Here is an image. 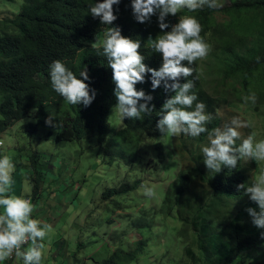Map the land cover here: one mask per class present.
<instances>
[{
	"label": "trees",
	"instance_id": "obj_1",
	"mask_svg": "<svg viewBox=\"0 0 264 264\" xmlns=\"http://www.w3.org/2000/svg\"><path fill=\"white\" fill-rule=\"evenodd\" d=\"M89 3L90 0H24L19 13L6 22L5 30H0V136L36 109L37 123L24 126L27 131L33 133L37 126L52 129L57 133L58 145L80 143L94 136L111 165L116 161L137 163L142 138L159 132L156 129L159 111L172 93L163 87L153 91L146 77L144 83L137 84V89L153 96L150 106L155 105V110L143 120L125 118L124 128L118 131L112 128L110 113L117 103L115 84L102 48L98 54L91 46L101 38L104 25L89 13ZM113 7L118 18L111 26H119L124 36L140 39L139 51L146 56L145 64L158 69L162 64L161 54L143 46L149 35L155 38L161 32L156 17L150 22H137L130 0H121L119 6ZM217 13L230 20L224 24L217 22L214 18ZM181 15L195 16L199 20L201 35L210 45L208 56L215 57L216 70L222 78L232 80L245 95L249 90L254 91L257 101L264 105V0L235 1L221 11L185 9ZM257 56L262 58L260 63L256 62ZM56 59L64 61L76 74L87 66L89 80L86 83L96 93L91 105L68 104L52 90L48 66ZM193 67L200 76L194 90L214 116L208 127H218L223 123L219 115L220 102L206 88L201 60ZM52 114L54 126L45 122ZM180 142L185 153L184 169L170 186L163 211L171 215L177 210L186 228L184 233L196 238L198 253L189 248L186 257L194 264H233L246 251L263 247L261 232L264 229L254 226L246 211L249 207L257 210L258 207L237 189V185L253 181L246 173L245 164L232 170L225 167L215 174L207 169L200 152V146L207 143L206 134L198 138L181 134ZM158 149L162 150V145ZM41 182L39 178L34 182L33 203L39 198ZM141 187L140 182L127 183L120 189L107 191L103 199L109 202L128 197ZM224 202L236 206L237 211L226 208ZM217 204L222 207L223 222L209 223L207 215L212 214L209 209L215 210ZM147 246L143 243L129 253L117 251L101 264H135Z\"/></svg>",
	"mask_w": 264,
	"mask_h": 264
},
{
	"label": "rangeland",
	"instance_id": "obj_2",
	"mask_svg": "<svg viewBox=\"0 0 264 264\" xmlns=\"http://www.w3.org/2000/svg\"><path fill=\"white\" fill-rule=\"evenodd\" d=\"M235 1L242 0H220L222 7L217 10L229 8ZM23 2L0 0V30L6 29V22L15 18ZM204 8L207 7L201 9ZM183 10L177 16L170 15L168 21L177 23ZM214 18L221 24L230 20L220 13ZM201 65L207 90L220 102L223 122L235 115L249 119L254 128L241 129L243 136L255 131L258 139H264L263 103L259 100L255 105L245 104V93L232 80L222 78L214 56L207 55ZM110 116L113 129L124 128L123 120L113 110ZM30 123H37L35 112L0 136L5 143L1 153L16 161L13 186L16 195L32 197L36 178L42 181L33 216L51 223L54 229L46 241L44 264H101L115 252L129 253L143 243L148 246L135 264H194L186 257V251L191 248L198 253L196 238L184 233L186 228L177 210L171 215L163 211L166 194L184 169L181 135L161 137L160 132L151 133L142 138L137 163L116 161L111 165L98 148L96 137L58 145L56 131L37 126L32 133L24 127ZM50 132L53 134L49 135ZM261 169L264 162L245 164L251 180ZM135 182L141 183L139 192L104 201L107 191ZM144 186L153 187L155 197L145 196ZM224 206L237 211L233 204L224 202ZM221 210L220 204L215 210L209 209L212 213L207 215L209 223L223 222ZM233 264H264V246L246 251Z\"/></svg>",
	"mask_w": 264,
	"mask_h": 264
},
{
	"label": "clouds",
	"instance_id": "obj_3",
	"mask_svg": "<svg viewBox=\"0 0 264 264\" xmlns=\"http://www.w3.org/2000/svg\"><path fill=\"white\" fill-rule=\"evenodd\" d=\"M120 3L121 0H90L88 5L89 13L104 25L102 37L91 46L97 49L98 54L102 48V55L112 70L117 100L113 113L121 120H143L153 113L155 105L150 106L153 96L137 89V84L144 83L148 77L153 91L163 87L172 93L159 111L156 129L161 137L183 134L198 138L206 134L207 143L200 146V152L207 169L215 174L225 167L232 170L250 161L264 162V139H258L255 131L246 137L241 131L254 128L253 121L235 115L220 126L209 129L214 116L206 110V104L199 100L194 90L195 81L200 76L193 64L208 55L210 45L201 35L202 26L195 16L180 15L175 24L168 21L170 15L177 16L183 9L195 11L205 6L219 9L222 7L220 0H130L132 15L137 22H150L153 16L157 19L160 34L155 38L149 35L143 46L161 54L162 64L158 69L145 64L146 56L139 51L142 47L140 39L124 36L119 26H111L118 18L113 6ZM261 59L257 56L256 62L260 63ZM48 75L52 90L66 103L87 107L94 101L96 93L86 83L89 80L87 66L76 74L64 61L56 59L49 64ZM182 79L185 82L181 83ZM257 99V94L249 90L243 102L255 105ZM53 120L52 114L45 122L54 126ZM15 170L13 157L0 153V264L13 257L22 264H44L46 241L54 229L51 223L33 216L37 205L30 196L15 194ZM237 189L257 205L258 210L249 207L246 211L253 225L264 229V169L250 184H239ZM143 190L147 197L156 195L151 186H144ZM261 237L264 238V231Z\"/></svg>",
	"mask_w": 264,
	"mask_h": 264
},
{
	"label": "built area",
	"instance_id": "obj_4",
	"mask_svg": "<svg viewBox=\"0 0 264 264\" xmlns=\"http://www.w3.org/2000/svg\"><path fill=\"white\" fill-rule=\"evenodd\" d=\"M4 146H5L4 140L0 138V153L3 150ZM25 246H27V245H25ZM5 262H6V264H18L19 263V261L16 260L15 257H13V258H11L9 260H6Z\"/></svg>",
	"mask_w": 264,
	"mask_h": 264
},
{
	"label": "crops",
	"instance_id": "obj_5",
	"mask_svg": "<svg viewBox=\"0 0 264 264\" xmlns=\"http://www.w3.org/2000/svg\"><path fill=\"white\" fill-rule=\"evenodd\" d=\"M39 197H40V194H39ZM38 199H39V198H38ZM38 199H37V200H38ZM36 203H37V202H36ZM4 264H6V262H4Z\"/></svg>",
	"mask_w": 264,
	"mask_h": 264
}]
</instances>
